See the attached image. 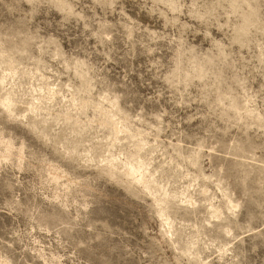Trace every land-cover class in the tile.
Returning a JSON list of instances; mask_svg holds the SVG:
<instances>
[{
  "label": "rangeland",
  "instance_id": "rangeland-1",
  "mask_svg": "<svg viewBox=\"0 0 264 264\" xmlns=\"http://www.w3.org/2000/svg\"><path fill=\"white\" fill-rule=\"evenodd\" d=\"M0 264H264V0H0Z\"/></svg>",
  "mask_w": 264,
  "mask_h": 264
}]
</instances>
